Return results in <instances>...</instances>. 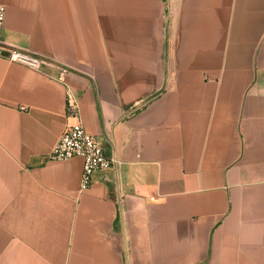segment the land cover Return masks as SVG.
Wrapping results in <instances>:
<instances>
[{
    "label": "crops",
    "instance_id": "0c3cea01",
    "mask_svg": "<svg viewBox=\"0 0 264 264\" xmlns=\"http://www.w3.org/2000/svg\"><path fill=\"white\" fill-rule=\"evenodd\" d=\"M0 4V264H264V0ZM67 89L118 160L85 190Z\"/></svg>",
    "mask_w": 264,
    "mask_h": 264
},
{
    "label": "built area",
    "instance_id": "2783aa9c",
    "mask_svg": "<svg viewBox=\"0 0 264 264\" xmlns=\"http://www.w3.org/2000/svg\"><path fill=\"white\" fill-rule=\"evenodd\" d=\"M5 6L0 4V28L5 18ZM7 58L25 64L35 70H41L43 66L56 65L55 60L36 56L18 49H10ZM58 79H62L67 72L65 67H58ZM66 113L72 120L62 131L58 140L47 154L48 159L66 160L79 156L83 160L82 172L79 182L80 190L88 188L96 172L105 171L117 165L118 160L105 152L102 141L96 136L87 132L80 120L79 102L74 94L66 91ZM122 202L121 197L117 199Z\"/></svg>",
    "mask_w": 264,
    "mask_h": 264
}]
</instances>
